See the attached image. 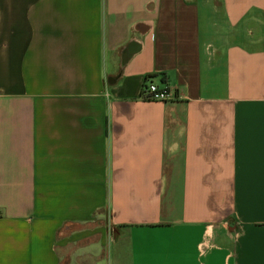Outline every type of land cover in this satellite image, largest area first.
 Listing matches in <instances>:
<instances>
[{"label": "crops", "instance_id": "0c3cea01", "mask_svg": "<svg viewBox=\"0 0 264 264\" xmlns=\"http://www.w3.org/2000/svg\"><path fill=\"white\" fill-rule=\"evenodd\" d=\"M0 264H264V0H0Z\"/></svg>", "mask_w": 264, "mask_h": 264}, {"label": "built area", "instance_id": "2783aa9c", "mask_svg": "<svg viewBox=\"0 0 264 264\" xmlns=\"http://www.w3.org/2000/svg\"><path fill=\"white\" fill-rule=\"evenodd\" d=\"M140 98L144 101L160 103L173 102L175 100V96L169 93L167 88L158 87L149 80H145Z\"/></svg>", "mask_w": 264, "mask_h": 264}]
</instances>
